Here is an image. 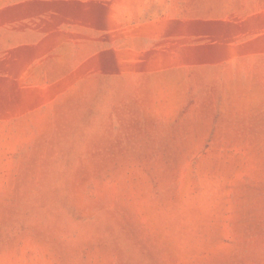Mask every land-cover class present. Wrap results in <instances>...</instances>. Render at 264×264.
<instances>
[{
  "label": "rangeland",
  "instance_id": "374dc122",
  "mask_svg": "<svg viewBox=\"0 0 264 264\" xmlns=\"http://www.w3.org/2000/svg\"><path fill=\"white\" fill-rule=\"evenodd\" d=\"M0 264H264V0H0Z\"/></svg>",
  "mask_w": 264,
  "mask_h": 264
}]
</instances>
